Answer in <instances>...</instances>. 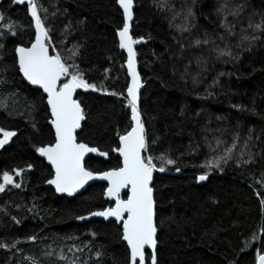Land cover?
I'll use <instances>...</instances> for the list:
<instances>
[{
	"label": "trees",
	"instance_id": "obj_1",
	"mask_svg": "<svg viewBox=\"0 0 264 264\" xmlns=\"http://www.w3.org/2000/svg\"><path fill=\"white\" fill-rule=\"evenodd\" d=\"M33 2L56 51L96 85L75 93L85 116L77 139L109 156L92 154L86 167L117 166L110 149L130 130L131 115L116 1ZM133 2L131 35L146 41L136 50L145 154L165 168L154 171L152 183L159 264H255L256 251L264 249V0ZM33 37L26 7L0 0V100L7 104L0 106V128L16 132L0 149V183L5 171L14 182L0 191V243L10 246L0 248V264H127L121 226L76 219L107 207L105 185L70 199L44 186L52 171L36 148L54 142L51 118L45 96L19 74L14 52ZM236 137L223 171L204 167ZM241 152L252 162L238 165Z\"/></svg>",
	"mask_w": 264,
	"mask_h": 264
},
{
	"label": "snow or ice",
	"instance_id": "obj_2",
	"mask_svg": "<svg viewBox=\"0 0 264 264\" xmlns=\"http://www.w3.org/2000/svg\"><path fill=\"white\" fill-rule=\"evenodd\" d=\"M14 3H23L24 0H13ZM116 3L123 10V27L117 30L119 47L125 49L128 54L127 68L131 83L127 86V105L131 109L130 130L119 135V144L110 151L118 153L119 163L106 171L93 170L85 165V157L89 153H95L100 157H108L109 152L101 151L98 147H91L89 144L78 141L77 129L81 128V121L85 118L81 103L74 98L77 89H96V85L88 83L79 66L68 61L52 45V40L43 20L38 15L37 5L33 0H28V11L35 24V40L30 46H16L15 64L18 65V72L30 85L38 86L46 94V105L50 110L51 126L54 129V142L43 144L36 148V152L44 157L51 165L52 178L46 182L55 186L57 193H67L71 196L78 189L84 187L90 180L100 179L107 181L104 195L109 200H114V206L102 210L89 212L88 216L103 217L108 220L110 217L120 223L122 231L120 238L126 242L127 264H159L157 256V230L155 200L152 187L153 172L165 171L163 165L157 168L153 157L146 155L148 141L146 139L145 126L138 110V91L141 88L140 76L136 71V52L133 45L139 40L133 39L129 32V21L132 19L133 0H116ZM189 15L191 10L189 9ZM11 27V26H9ZM257 28L260 25H256ZM14 34V33H13ZM143 39V38H140ZM245 39H249L245 37ZM251 39H256L255 36ZM199 43V41H197ZM207 43V41H205ZM3 47V45H0ZM50 50L54 54H50ZM220 54H226L219 50ZM227 54H231L230 52ZM78 55L74 49L72 57ZM7 82V81H4ZM112 95H117L113 92ZM43 100V96L41 97ZM0 106L7 108V104L0 100ZM0 147L16 135L14 131L0 128ZM236 137L232 147L225 150V155H219L208 160L204 167L223 171L222 165H226L233 159V149L236 147ZM155 141H153L154 143ZM222 143L218 141V144ZM247 148V143H245ZM244 153H240L237 164H248L252 162L251 156L243 159ZM163 163L174 165L173 159L160 157ZM29 168L32 165H28ZM180 169L177 168L176 171ZM23 170H16L19 176ZM208 173L205 172L196 177V180L205 181ZM3 183H0V191L5 186L13 184V177L9 172L2 174ZM19 188V184H14ZM127 189V198L121 197V190ZM260 204L264 210V196ZM85 216H77L78 220H85ZM264 230V229H262ZM257 237L253 234L252 239ZM28 240L34 241L35 236H29ZM15 245H12L14 247ZM10 247L7 243H0V248ZM102 253L97 251L96 256ZM255 264H264V249H258L255 255Z\"/></svg>",
	"mask_w": 264,
	"mask_h": 264
},
{
	"label": "water",
	"instance_id": "obj_3",
	"mask_svg": "<svg viewBox=\"0 0 264 264\" xmlns=\"http://www.w3.org/2000/svg\"><path fill=\"white\" fill-rule=\"evenodd\" d=\"M116 1V0H115ZM12 2V6L14 7H26L27 9V14H28V17L29 19L31 20L32 22V28H33V32H34V37H33V41L35 40V24H34V21L32 20V17H31V14L29 13L28 11V0H24L23 3H19V2H16L14 3L13 0H11ZM117 4V3H116ZM119 10L121 11L122 13V17H123V10L119 7V5L117 4ZM132 19L129 21V32H130V35H131V28H132V24L134 22V2H133V9H132ZM132 36V35H131ZM117 40H118V45H119V37L117 36ZM136 40H139V43H136L133 45V48H134V51L136 52V50L138 48H140L142 45H144L146 43L145 40L143 39H136ZM30 46V45H29ZM119 50L120 52H122L124 55H125V71H126V77L128 79V84L131 83V77L128 75V68H127V59H128V54H127V51L125 49H121L119 47ZM50 54H51V51H50ZM135 60H136V71L137 73L139 74V71H138V62H137V53H136V57H135ZM18 66V65H17ZM20 74V73H19ZM21 77H22V74H20ZM140 76V74H139ZM23 78V77H22ZM24 80V79H23ZM25 81V80H24ZM140 81H141V88L139 89L138 91V110H139V106H140V96H141V92L143 90V82H142V78L140 76ZM31 88H34V89H37L39 90L44 96H45V102H46V94L43 93V90L42 89H39L38 86H35V85H30L27 81H25ZM127 84V86H128ZM125 96L127 97V89H126V92H125ZM74 98H75V93H74ZM127 100V99H126ZM49 110V109H48ZM49 114H50V110H49ZM130 115H131V109H130ZM50 118H51V115H50ZM83 121V120H82ZM82 121H81V126H82ZM130 121H131V117H130ZM132 123V121H131ZM51 125V123H50ZM52 128V126H51ZM81 128L80 129H77V132H76V135L80 132ZM52 131H53V134H54V129L52 128ZM118 144H119V141H118ZM92 154H95V153H89L86 155L85 157V162L86 160L92 155ZM114 155L118 157V153H115L114 152ZM42 157V156H41ZM46 163V165L51 169V165L48 163V161L42 157ZM52 171V169H51ZM53 174V173H52ZM153 178H154V172H153ZM152 183H153V180H152ZM93 184H102V185H105L107 187V181H104V180H100V179H94V180H90L88 181L87 184L84 185V187H82L81 189H78L77 192L73 193L71 196H69L67 193H57L55 191V186L54 185H50L46 182V184L44 185L46 188H50L54 191V193L58 196V197H65V198H73L77 195H80L82 194L89 186L93 185ZM127 189H122L121 190V197L123 199H126L127 198ZM125 196V197H124ZM104 200L108 203L107 207H110V206H114V200H109L108 197H106L104 195ZM106 207V208H107ZM85 217H87L85 220H77V222L79 223H82V222H88V221H91V220H99V221H103L105 223H108V222H115L117 225L121 226L120 223L116 222L115 221V218H109L108 220H105L103 217H93V216H88L86 215ZM123 242V241H122ZM125 245H126V242H123Z\"/></svg>",
	"mask_w": 264,
	"mask_h": 264
},
{
	"label": "rangeland",
	"instance_id": "obj_4",
	"mask_svg": "<svg viewBox=\"0 0 264 264\" xmlns=\"http://www.w3.org/2000/svg\"><path fill=\"white\" fill-rule=\"evenodd\" d=\"M0 138H2V134H0ZM11 140V139H10ZM10 140L8 141V143L7 144H9V142H10ZM7 144H5V145H7ZM4 145V146H5ZM2 147H0V149H1ZM9 185V184H8Z\"/></svg>",
	"mask_w": 264,
	"mask_h": 264
},
{
	"label": "bare ground",
	"instance_id": "obj_5",
	"mask_svg": "<svg viewBox=\"0 0 264 264\" xmlns=\"http://www.w3.org/2000/svg\"><path fill=\"white\" fill-rule=\"evenodd\" d=\"M125 61H126V59H125Z\"/></svg>",
	"mask_w": 264,
	"mask_h": 264
}]
</instances>
